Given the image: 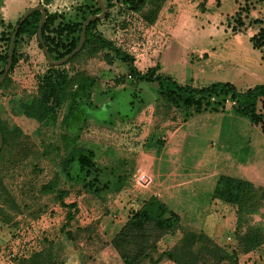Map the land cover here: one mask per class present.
Instances as JSON below:
<instances>
[{
  "label": "rangeland",
  "instance_id": "obj_1",
  "mask_svg": "<svg viewBox=\"0 0 264 264\" xmlns=\"http://www.w3.org/2000/svg\"><path fill=\"white\" fill-rule=\"evenodd\" d=\"M32 2V6H39L46 13L69 24L80 23L87 10L95 7V2L89 0ZM111 3L108 10L105 8L107 18L104 19V14L95 30L136 60L135 66L141 73L146 71L145 65L148 64V48L153 50V38L156 32L161 33L163 29L167 39V55L161 66L166 70L175 66L178 71L175 80L193 87L219 81L228 82L239 92L245 90L240 84L256 83L251 78L259 75L264 62L260 52L250 46L249 38L257 28L250 20L264 19V7L261 4L252 2L246 5L249 11L244 13L242 10L239 14L241 19L249 20L244 21V28L232 32L236 12L245 4L243 0H165L152 24L146 23L138 12L123 9L114 0ZM3 49V43L0 42L1 53ZM89 53V48H85L69 63L54 67L70 77L83 74L93 80L92 92L98 101H102V105L94 111L98 116L96 118L108 121L111 113L123 116L132 111L147 116L149 112L144 109L146 104L141 95L143 92L147 96L156 90V85L146 82L129 84L126 81L125 65L111 53L105 50L92 55ZM158 54L153 53L152 62L155 64H158ZM16 56L7 82L0 87V121L7 132L6 144L0 155V183L13 195L18 211L9 214L11 219L7 223L0 220V264H19L21 260L42 249H49L51 258L57 264H115L116 258L105 247L107 233L110 235L111 232H103L99 228L101 222L96 212H101V207L105 208L106 221L114 219L121 210V206L119 208L114 204L115 197L126 185H114L108 174L96 175L94 181L93 173L85 178L75 164L65 174L62 159L72 146L70 138L75 129L74 125L68 128L63 123L68 101L56 109L54 120L46 121L31 132L25 130L20 118V105L36 95L38 80L51 65L38 48L35 37L20 38ZM32 89L34 91L30 94ZM92 102H96L95 98ZM156 103L153 110L156 119L152 127L159 133L168 131L166 128L174 124L185 123L190 118L184 119L185 112L168 107L159 96ZM91 111L92 108L87 114L92 117ZM239 119L230 117L228 122L231 126L228 131L227 126H224L219 139H213L214 149L222 144L226 146L230 152L229 159L234 157V153H239L235 164L242 163L241 158L247 153L249 144L264 143V133L259 128ZM87 126L80 127L78 144L89 146L95 140L92 133L87 131ZM14 128L20 132L19 135L11 133ZM106 155L115 160L118 155L125 154L123 150L110 149ZM103 156L101 150L102 163L106 161ZM262 156L259 158L264 168V153ZM229 169L218 171V176L223 174L250 182L248 170L245 179L239 168ZM218 176H215V180ZM90 182L92 184L89 185ZM142 182L143 178L140 179ZM196 200L193 203L200 205L198 219L190 221L193 217L187 215L189 208L185 207V203L181 209L187 211L184 215L188 217H183L192 223L191 231L205 234L226 252L233 253L236 260L234 264H264V241L247 253L239 252L233 237L236 217L230 206L210 199L207 195ZM177 203L179 208L181 201L178 199ZM210 203L211 211L208 206ZM124 204L127 206L128 203L125 201ZM259 213L248 216L241 230L246 225L264 228V209ZM83 228L86 229L79 231ZM182 231L186 229L179 224L172 235L158 242V250L162 251L172 245L175 242L173 238H177L173 235L176 232L181 235ZM96 256L99 257L98 262Z\"/></svg>",
  "mask_w": 264,
  "mask_h": 264
},
{
  "label": "trees",
  "instance_id": "obj_2",
  "mask_svg": "<svg viewBox=\"0 0 264 264\" xmlns=\"http://www.w3.org/2000/svg\"><path fill=\"white\" fill-rule=\"evenodd\" d=\"M92 3L94 0H89ZM165 0H114L123 9L135 11L148 24L155 21L156 15ZM243 7L236 12L235 27L232 32L244 28V21L239 12L249 10L246 5L257 2L264 7V0H243ZM106 10L112 6V0H101ZM94 9H88L80 23H63L54 15L45 12L44 20L40 27V34L52 61H58L70 53L78 44L81 26L85 18L96 15L100 8L94 3ZM250 9V8H249ZM247 16V15H246ZM20 18V17H19ZM18 18V19H19ZM107 18V13L104 19ZM14 24H5L0 21V42L3 43V52H0V75L6 63L7 50ZM40 12L30 13L19 25L14 38L11 63L9 70L0 84L4 85L8 80V74L12 70L17 56V42L22 37H35L36 44L41 49L37 38V26ZM100 20H92L87 23L84 32V43L80 51L72 56L64 64L72 61L85 48H89V55L97 51L105 50L126 67V76L133 82H146L156 85V94L164 100L168 107L178 108L185 112L184 119L201 112H229L250 125L259 128L264 133V85H256L252 88L239 92L228 82H213L203 87H193L188 84H178L171 77L155 74V69H148L140 73L133 67V59L122 52L114 44L105 39L101 33L95 30ZM250 23L257 28L249 38L252 49L258 50L260 58L264 61V19L255 18ZM62 64V65H64ZM94 82L83 74H75L70 77L64 71L55 70L54 66H48L46 73L40 77L36 87V95L25 100L20 105V118L23 120L25 130L32 129L44 124L48 120H54L56 109L68 101L66 114L63 117L65 127L74 125L75 129L70 138L71 148L62 162L65 174L75 164L78 172L85 178L91 173L95 176L101 172L98 167L101 149L99 145L90 144L85 146L78 144L77 134L80 131L84 114L89 106ZM215 99V101L211 100ZM212 101V102H211ZM6 129L0 121L1 148L6 144ZM13 135H19L17 129H13ZM92 182L89 183V185ZM121 185V183H117ZM211 198L233 209L236 217V227L233 237L237 248L241 253H247L264 241V228L261 226L246 225L248 216L260 214L264 209V188L254 187L250 182L220 175L216 178ZM18 211V205L13 195L0 183V220L7 223L11 219L10 213ZM179 225L178 216L167 209L165 204L149 197L144 200L139 208L132 211L120 230L109 240L108 245L117 255L121 264H234L235 255L226 252L201 232L191 230L182 231L180 237L169 247L162 251L158 250V242L175 232ZM86 229V228H85ZM80 229L79 231L85 230ZM69 235V233H66ZM19 264H57L51 258L49 249H42L23 259Z\"/></svg>",
  "mask_w": 264,
  "mask_h": 264
},
{
  "label": "crops",
  "instance_id": "obj_3",
  "mask_svg": "<svg viewBox=\"0 0 264 264\" xmlns=\"http://www.w3.org/2000/svg\"><path fill=\"white\" fill-rule=\"evenodd\" d=\"M0 1V21L5 24H14L24 11L32 6L34 0ZM150 29L152 28L150 27ZM162 30L161 33L156 32V36L153 38V50H150L151 47L148 48V55L147 53L146 55L149 59L147 60L148 64L145 65L146 70L155 69V74L169 76L178 84L183 85L184 83L175 80L178 74L175 66L173 69L167 70L161 66L167 55V39ZM155 52L159 53L156 55L157 58L155 57L159 59L158 64L152 62ZM135 61L133 60V67L140 72L135 66ZM262 62L264 61L262 60ZM251 79L257 84L245 83L239 86L246 90L255 85H264V63H262L259 75ZM126 81L129 84H135L128 77ZM94 94L92 92L81 128L88 125L91 130L87 126V131L92 133L93 138H95L91 143L99 145L103 150V158L106 161L102 163L99 158L97 164L101 168V172L98 175L108 174L114 185L117 183L126 185L115 197L114 204L119 208L121 206V210L118 211L119 213L114 219L106 221L105 208L101 207V212H96L97 218L101 222L99 228L103 232H111L110 235L107 233L105 247L116 258L117 264H121V262L108 242L120 230L128 215L139 208L147 198L155 197L162 201L168 210L178 216L179 224L184 229L190 230L193 229L192 223L184 217H193L190 218V221L194 218L198 219L200 205L193 203V201L200 200L206 195L210 196L211 199V192L218 171L222 169L230 171L229 168L232 170L237 167L245 179L249 175L248 180L251 183L264 187V168L261 167L262 159L259 158H263L264 143L249 144L247 153H244L243 159L241 158V164L234 163L239 155L238 152L233 154L232 159H229L230 152L224 144L217 149L213 147V139H219L223 127L227 126V131L230 128L228 119L233 117L238 120L239 117L225 111H206L194 114L185 123L174 124L172 127L166 128L168 131L159 133L152 127V123L156 119V115L153 113L157 104L156 90L149 92L147 96L143 95L145 93L142 92V100L146 104L144 109L149 112L147 116L133 111L129 115L123 116L111 113L112 116L108 121L96 118L97 115L94 111H97V108L102 105V101H98ZM93 97L96 100L95 103L92 102ZM91 108L92 117L89 113L87 114ZM239 120L242 121L243 119ZM110 149L123 150L125 155H118L114 160L111 156L106 155ZM225 150H228L229 153ZM127 162H129L128 166H126ZM247 170L249 171L248 175ZM141 178H143L142 184L140 183ZM125 192L127 195L124 194ZM178 199L181 201L180 209L178 208ZM125 201L128 203L127 206L124 204ZM183 203H185V207L189 208L188 212L181 210ZM208 206L211 211L212 204L210 203ZM186 212L188 216L184 215ZM173 236L179 238L180 234L176 232ZM177 238L173 239L176 241ZM96 258L95 260L98 262L99 257L96 256ZM92 260L94 261V258Z\"/></svg>",
  "mask_w": 264,
  "mask_h": 264
},
{
  "label": "water",
  "instance_id": "obj_4",
  "mask_svg": "<svg viewBox=\"0 0 264 264\" xmlns=\"http://www.w3.org/2000/svg\"><path fill=\"white\" fill-rule=\"evenodd\" d=\"M94 2L100 8V12L96 15H91V16H88L87 18H85V20L83 21L82 26H81V32L79 35V41H78L77 46L70 53H68L65 57H63L62 59H60L58 61H52L50 59V57L47 53V50L45 48V45L43 43L41 34H40V27H41V24H42L44 17H45V11L43 10V8H41L39 6H32V7L27 8L24 11V13L21 15V17L18 19V23L14 26L12 34L10 36L8 50H7L6 63H5V66L3 68L2 74L0 75V84L3 82L7 72L9 70V67H10L12 48H13L14 38H15L16 32L18 30V27L30 13L35 12V11L40 12V19L38 21L36 38H37V41L41 47L42 54L44 55L47 63L51 66H60L64 63H66L68 61V59H70L72 56H74L75 54H77L80 51V49L84 43V32H85V27H86L87 23H89L92 20L101 19L104 16L105 7H104L103 3L101 2V0H94ZM0 148H1V135H0Z\"/></svg>",
  "mask_w": 264,
  "mask_h": 264
},
{
  "label": "built area",
  "instance_id": "obj_5",
  "mask_svg": "<svg viewBox=\"0 0 264 264\" xmlns=\"http://www.w3.org/2000/svg\"><path fill=\"white\" fill-rule=\"evenodd\" d=\"M33 91H34V89H32V90H31L29 93H30V94H32V93H33Z\"/></svg>",
  "mask_w": 264,
  "mask_h": 264
}]
</instances>
